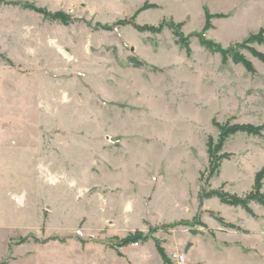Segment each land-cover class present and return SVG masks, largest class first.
Wrapping results in <instances>:
<instances>
[{
  "label": "rangeland",
  "instance_id": "374dc122",
  "mask_svg": "<svg viewBox=\"0 0 264 264\" xmlns=\"http://www.w3.org/2000/svg\"><path fill=\"white\" fill-rule=\"evenodd\" d=\"M263 168L264 0H1L0 264L264 263Z\"/></svg>",
  "mask_w": 264,
  "mask_h": 264
},
{
  "label": "crops",
  "instance_id": "0c3cea01",
  "mask_svg": "<svg viewBox=\"0 0 264 264\" xmlns=\"http://www.w3.org/2000/svg\"><path fill=\"white\" fill-rule=\"evenodd\" d=\"M64 60V59H63ZM70 60H65L61 61V65L63 67H65L66 69H63L61 72V78H63V73H69V69L70 66H68V62ZM42 73V72H41ZM27 146V145H26ZM239 173V172H237ZM236 178H241V175L238 174L236 176ZM248 183H251V179L249 178ZM263 185V190H264V180L262 182ZM130 207L128 205L125 206V209L123 211H121L120 213H118V215L113 216L114 218L111 221H108V227L110 226L112 229H110V227L108 228V230H106L105 236L107 237H113L115 235H123L124 232H126L129 227L131 226V216L130 214ZM98 217L102 219H104V217L102 215H98ZM245 220H244V224L242 225V228L244 229L243 231H241V233H236L235 234V238L234 240L236 241V244L238 246V248H235L233 253L230 252V255L228 257V262L226 261L225 264H264L261 261H259L258 259V254H257V249H258V238L262 237L260 235L261 232L259 231H255V227L257 229V220L248 217L249 219L246 218V216H244ZM94 219V217H93ZM107 223V220L104 222V224ZM100 229H102V226H98ZM104 227V226H103ZM130 246L124 247L125 251L128 252V248H132L133 246L131 244H129ZM124 248L121 249V251L124 250ZM96 251L98 253L101 254H105V256L107 257V259H103V260H93V264H102L103 262L105 263H115L119 264L122 261H126L125 258H117V256L114 255V251L113 250H104V247H96L95 248ZM137 250V249H136ZM259 250V249H258ZM146 252H148L146 249H144L143 247L140 248V250L138 251L137 254H135L134 252L129 254L126 253V257L128 256V259L130 260L131 257H133V255H136V257H139L142 261H147L148 260V256H146ZM226 254V253H225ZM229 254V253H227ZM109 256V257H108ZM232 258H234V261L232 263ZM109 261V262H108ZM114 261V262H111Z\"/></svg>",
  "mask_w": 264,
  "mask_h": 264
},
{
  "label": "trees",
  "instance_id": "16d2710c",
  "mask_svg": "<svg viewBox=\"0 0 264 264\" xmlns=\"http://www.w3.org/2000/svg\"><path fill=\"white\" fill-rule=\"evenodd\" d=\"M0 2H1V0H0ZM25 5H27V4H25ZM39 11H41L42 13H44L45 15H48L49 16V14L46 12V11H44V10H39ZM49 17H51V18H54V19H58L59 17H62L60 14H53V15H50ZM139 29H144V28H140L139 27ZM146 29V28H145ZM150 29H152V28H148V30H150ZM251 40H258V41H263V39L262 38H259V37H250V38H248L247 39V41H251ZM246 41V42H247ZM204 44L206 45V46H208L209 45V43H206V42H204ZM243 45V44H242ZM239 130H242V131H246V132H249V133H256L258 130L256 129V128H253V127H251V126H234V127H232V128H230V129H228V130H224L221 134V138H225L226 137V135L227 134H230V133H233V132H235V131H239ZM264 175V168L263 169H261L258 173H257V175H256V177H255V187L257 188V187H259L260 186V181H261V179H262V176ZM252 197V195L250 194L249 195V197ZM226 197H228V196H226V195H219V198L222 200V201H224L225 203H228V204H240V203H243V201L242 200H240V199H237V198H235V197H233V198H231L230 200H227L226 199ZM136 236H138V235H136ZM135 237H127L126 239H124L123 240V242L124 243H128L129 242V240H133ZM130 243V242H129Z\"/></svg>",
  "mask_w": 264,
  "mask_h": 264
},
{
  "label": "built area",
  "instance_id": "2783aa9c",
  "mask_svg": "<svg viewBox=\"0 0 264 264\" xmlns=\"http://www.w3.org/2000/svg\"><path fill=\"white\" fill-rule=\"evenodd\" d=\"M134 247H136L138 244L135 243V244H132ZM173 259L175 261L176 264H185V258L182 256V255H176V256H173Z\"/></svg>",
  "mask_w": 264,
  "mask_h": 264
}]
</instances>
